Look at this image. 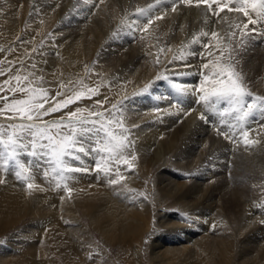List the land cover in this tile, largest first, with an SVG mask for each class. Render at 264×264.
<instances>
[{"label":"bare ground","instance_id":"obj_1","mask_svg":"<svg viewBox=\"0 0 264 264\" xmlns=\"http://www.w3.org/2000/svg\"><path fill=\"white\" fill-rule=\"evenodd\" d=\"M167 3L0 0V60L5 55L36 65L32 80L44 77L43 83L70 90L83 79L86 85L73 92L99 93L47 121L78 108L85 118L90 111L106 119L108 111L118 112L114 119L123 128H112L131 142L125 153L131 168L121 163L117 185L96 173L100 154L88 137L83 147L91 154L70 163L89 171L66 174V181L51 173L46 180L42 171L51 165L23 154L37 187L27 189L14 169L0 172L6 179L0 184V235L29 222L0 242V264H65L62 256L67 264H119L108 246L124 264H147L146 255L151 264H264V111L255 110L241 129L235 114L221 115L227 101L209 109L198 91L209 73L204 64L218 62L230 65L253 96L264 97V26L242 36L235 27L246 22L241 14L216 15L197 0H181L175 10ZM170 79L187 89L178 100L170 97L177 91ZM33 84L43 85L38 79ZM56 88L49 89L52 96ZM201 114L208 119L200 120ZM0 123H7L3 116ZM242 130L256 143L245 144Z\"/></svg>","mask_w":264,"mask_h":264},{"label":"snow or ice","instance_id":"obj_2","mask_svg":"<svg viewBox=\"0 0 264 264\" xmlns=\"http://www.w3.org/2000/svg\"><path fill=\"white\" fill-rule=\"evenodd\" d=\"M159 2L160 0H157V4ZM178 2L181 0H171L173 10ZM182 2L190 4L192 0H182ZM199 3L206 5L207 9L216 15L225 10L229 13L241 14L246 18V22L241 21L235 27L242 28V36L246 35L247 31H256V25L264 26V0H197V4ZM147 23H151V19ZM249 25L253 27L249 29ZM211 35L213 38L217 37L216 32H212ZM32 67L35 68L36 65L33 64ZM204 68L209 69V73L204 75L198 91L199 101L203 102L207 108L212 109L213 105L227 101L228 107L223 109L221 115L235 114L236 120L241 124V129L243 122H246L255 110L264 111V97L253 96L250 91L246 90L230 65L213 62L204 64ZM4 74V71L0 69V75ZM30 76H34V73L24 76L15 75L12 77L16 81L15 86H11V80H5L0 84V93L7 91L13 94L12 97L0 95V101H3L0 116L7 121V123H0V149H2L0 150V172L6 176L10 169H14L13 175L18 180L25 181L27 189L32 190L37 187L34 182H30L34 181L33 170L29 162H22L21 155L23 154L46 160L51 165L50 168L42 171L46 180L51 173L57 175L59 180L66 181L69 178L66 174L89 171V169L75 167L70 163L72 160L79 161L80 153L91 154L83 147V138L88 137L94 140L92 150L100 154L94 166L96 173H103L112 185L119 184L123 179L120 175L121 163L131 168V163L125 155L131 142L126 143L128 137L123 131L118 135L112 128L113 124L118 128H123L120 121L114 119L119 116V113L108 111L106 119L105 113L90 111L89 118H85L80 115L84 110L78 108L59 119L47 121L45 117L61 112L86 95L91 97L99 93L96 88H88L87 91H75L74 94L69 95L70 90L67 89V85L61 83L59 87L64 90L57 91L56 95L52 96L49 89L33 86ZM39 81L42 82L43 77H40ZM5 85L8 87L6 88ZM176 87L180 93L187 91L179 85ZM16 93L23 94L24 98H16ZM248 97H251L250 101L246 99ZM97 104L101 102L97 101ZM117 107L116 104L112 105V109ZM199 119L205 121L207 118L205 114H201ZM93 133L100 136L101 140H95ZM220 134L224 135L225 139L233 138L224 132ZM242 136L245 144L256 143L248 139L247 130H242ZM136 158L132 155L131 160L135 161ZM113 167L116 169L114 177L111 175ZM59 180L57 184L61 186ZM3 183H6V179L0 178V184ZM62 187L66 188L69 194L71 193L66 183ZM140 195L143 196V193ZM259 223L264 225V220ZM91 258L89 256V259Z\"/></svg>","mask_w":264,"mask_h":264},{"label":"rangeland","instance_id":"obj_3","mask_svg":"<svg viewBox=\"0 0 264 264\" xmlns=\"http://www.w3.org/2000/svg\"><path fill=\"white\" fill-rule=\"evenodd\" d=\"M37 2H39V0H33V4H37ZM166 7H169V8H173V6H172V3L171 4H169V3H167L166 5H165ZM152 22V21H151ZM142 24H143V22H142ZM141 24V25H142ZM149 25H152L153 23H148ZM145 27H144V29L146 28L147 29V24L146 25H144ZM229 45H230V43H228ZM1 52H2V50L0 49V54H1ZM8 53L10 52V50L8 49V51H7ZM10 56H5L4 55V57L3 58H1V60H0V69H2L3 71H4V69H5V71H4V73L6 74L7 72V74L9 75H0L1 77L0 78H2V81H1V79H0V82H4L5 80H11V86L13 85H15L16 84V81L14 80V79H12L11 77H14L13 75H17V74H19V75H21V76H24L26 73V75H29V74H31V73H34V71H35V73H36V67H35V69H33L31 66H32V63H30V64H28V65H30V66H28V65H26L25 63H24V61H19L18 62V60H14L13 61V59H6V58H9ZM7 62H9L8 64H7ZM18 62V63H17ZM6 63V64H5ZM19 63H20V65H19ZM2 64V65H1ZM237 64H238V62H236V64H234L233 63V61L231 62V65L234 67V65H236L237 66ZM3 65H4V67H3ZM22 65H24V67L22 66ZM6 66V67H5ZM20 66H22L23 67V69H22V67H20ZM26 66V67H25ZM7 67H9V69L7 68ZM11 67V68H10ZM29 67H31V69L29 68ZM4 68V69H3ZM7 68V69H6ZM26 68V69H25ZM13 69V70H12ZM233 69V68H232ZM27 70V71H26ZM31 70V71H30ZM7 71V72H6ZM18 71L21 73H18ZM12 72V73H11ZM34 73V74H35ZM236 73V72H235ZM10 75H12V76H10ZM6 77V78H5ZM8 77H9V79H8ZM32 77V76H31ZM31 77H30V79H31ZM38 77V78H37ZM11 78V79H10ZM39 78H40V76H36V77H34L33 78V81H37V79L39 80ZM5 79V80H4ZM36 79V80H35ZM170 80H172V79H170ZM173 82L172 83H175L174 82V80H172ZM175 81H178V79H175ZM43 82H45L44 81V77H43V81L41 82L43 85H40V84H33V86H42V87H46V89H55L56 87H58V88H56L58 91H63L62 89H60L59 90V86H56L55 87V85H48L47 83H43ZM2 83H0V84H2ZM86 83V82H85ZM84 83V80L83 79H79V81L78 82H74V84H75V87H74V89H73V87H70V91H68V93H69V95L71 94V93H74L73 92V90H75V88L76 89H81L82 87H84V85H86ZM179 82H177V84H178ZM177 84L175 83L174 84V89H176L177 87ZM46 85V86H45ZM48 85V86H47ZM179 86H180V84H178ZM172 86V85H171ZM5 87L7 88L8 87V85H5ZM68 90H69V88H67ZM177 90V89H176ZM5 93V94H4ZM7 93V94H6ZM17 94H20V93H16L15 95H17ZM164 93H160L159 95L160 96H162ZM173 95H170V97L172 98V99H176V100H178V91H176V92H174V93H172ZM0 95H7V96H9V97H12V93L11 92H7V91H5V92H3V93H0ZM248 98H251V97H248ZM247 98V99H248ZM157 98H155L154 97V100L153 101H155ZM3 104V101H0V105H2ZM2 117V116H1ZM50 118V117H49ZM206 118L208 119V117L206 116ZM45 120H47V118L45 117ZM21 181V180H20ZM175 210H178L177 208H175ZM28 220L26 219L25 221H22V222H20L16 227H15V229H8V230H6L2 235H0V242L2 241V242H7V238L10 236V233L12 234L15 230L17 231V229L19 230V229H24L25 227H27V225H28ZM9 230H10V232H9ZM9 235V236H8ZM7 237V238H6ZM6 238V239H5ZM96 238H97V240L98 241H100L101 240V242H99L100 244H101V246H105L104 245V242H103V240L99 237V235H97L96 236ZM99 238V239H98ZM103 244V245H102ZM108 250H109V252L112 254V258L114 259V260H116V262L117 263H119V264H121V263H125L124 262V258H121V257H118L119 255H117L118 254V250H117V248H114V247H109L108 246ZM115 256H116V259H115ZM146 258H145V261L147 262V264H151V261H150V258H149V256L148 255H146L145 256ZM123 259V260H122ZM60 262H62V263H65V264H67L66 263V259H65V257H61V261Z\"/></svg>","mask_w":264,"mask_h":264}]
</instances>
